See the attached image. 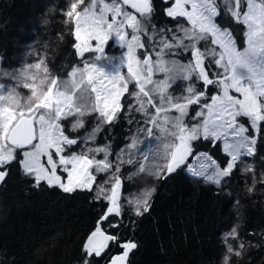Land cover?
Here are the masks:
<instances>
[{"label": "snow or ice", "instance_id": "1", "mask_svg": "<svg viewBox=\"0 0 264 264\" xmlns=\"http://www.w3.org/2000/svg\"><path fill=\"white\" fill-rule=\"evenodd\" d=\"M163 2L169 5L165 15L177 21L175 28H158L153 22L154 0H66L60 15L74 37L76 56L95 55L82 67L73 66L67 79L52 73L47 54L12 71L0 69V76L14 81L0 82V184L15 163L34 188L46 184L66 194L96 191V201L106 202L83 243L81 264H128L138 247L133 240L121 241L118 234L124 215V165H139L133 175L166 179L187 164L193 142H222L223 163L202 154L195 168L189 166L192 175L219 186L264 145V0ZM222 14L243 25L242 46L231 25L219 19ZM57 36L64 39L63 33ZM112 39L123 50L118 56L105 51ZM181 53L190 59H169ZM179 81L185 83L176 94ZM212 87L217 91L209 96ZM125 94L135 102L129 109L147 117V137H133L113 160L111 145L96 140L104 126L123 113ZM93 115L96 126L80 136L86 118ZM73 117L69 131L63 122ZM80 144L84 150L74 151ZM101 153L103 158H98ZM241 171L253 173V191V164ZM98 174L106 175L100 183ZM154 192V187L145 189L128 199L135 215L150 210ZM238 237V226L226 233L223 264L242 255L243 243L238 248L227 243ZM113 245L121 251L106 259Z\"/></svg>", "mask_w": 264, "mask_h": 264}, {"label": "trees", "instance_id": "2", "mask_svg": "<svg viewBox=\"0 0 264 264\" xmlns=\"http://www.w3.org/2000/svg\"><path fill=\"white\" fill-rule=\"evenodd\" d=\"M165 6L162 0H154V22L168 28L172 19L165 15ZM50 8L36 0H0V57L3 64L10 63L11 53L8 40L11 34L5 29L13 30L26 19L43 24L40 27L46 31L49 48L45 52L51 70L64 75L80 64L72 47L73 36L64 24L55 27L51 17V12L55 11ZM44 17L51 19L43 23ZM219 19L225 25H231L242 46L241 25L227 15L222 14ZM5 20L8 21L4 23ZM57 33H63L64 39L60 40ZM179 56L184 62L188 60L182 53ZM216 90L210 88L209 94ZM125 123L124 110L110 127L114 132L101 133L104 142L111 147L117 144L122 139L120 132L125 130ZM193 145L194 152L207 151L217 158V162H224L219 144L200 139ZM258 151L261 155L254 158L264 157V145ZM262 172L264 164L258 163L255 178L261 196L255 200L243 188L238 168L219 186L202 177H194L185 166L166 179L156 178L150 210L130 219L124 212L122 217V226L118 230L121 241L133 240L138 244L130 254L128 264H223L225 235L235 226L239 232L238 247L241 243L245 247L241 256H232V264H264ZM95 197L89 191L66 194L59 188H33L30 179L14 163L6 181L0 184V260L4 264H81L83 243L106 206V202H97ZM233 207L242 210L239 217L235 216ZM110 219L121 220L120 217ZM104 227L108 229L107 224ZM120 250L113 245L106 259ZM100 264L105 261L101 260Z\"/></svg>", "mask_w": 264, "mask_h": 264}, {"label": "rangeland", "instance_id": "3", "mask_svg": "<svg viewBox=\"0 0 264 264\" xmlns=\"http://www.w3.org/2000/svg\"><path fill=\"white\" fill-rule=\"evenodd\" d=\"M39 2V4H43L44 6L51 7L50 9L53 10L54 8V13L51 12V17L53 18V22L55 24V27H58V25H62L63 17L60 15V9L62 7L66 6V0H36ZM163 1V0H162ZM57 4V5H55ZM57 6V7H55ZM169 5H166L167 7ZM54 14V15H53ZM51 18H42L43 23L45 21L49 22ZM8 21V20H7ZM6 20L4 21L7 22ZM39 21L37 20H32V19H26L25 21H22L18 23L17 25L12 28L13 30H9L8 28L5 29L7 33H10L11 35L9 36V45H10V63L3 64L1 57H0V69L2 70H8L12 71L14 69H17L19 67H23L25 64L29 63H35L37 60L47 54V51L45 52V49L49 48V43L46 37V31L40 27V24H38ZM154 22V21H153ZM179 22L182 24H185L187 26V22L183 20V18H179ZM155 23V22H154ZM158 28L161 27L159 24L155 23ZM177 24V21L172 20V24L170 25V28H175ZM2 25V24H1ZM43 25V24H42ZM4 25H2L3 27ZM9 27V26H8ZM243 25H241V36L243 40ZM74 38V37H73ZM147 39V38H146ZM145 39V40H146ZM75 41H73L74 43ZM48 44V45H47ZM105 51L109 55H120V53L123 51L119 47L115 46V41L114 39L109 40L108 45L105 48ZM95 53H85L83 58H80V64L78 66L82 67L84 60L91 59ZM169 59H179L182 62L183 59H181L180 56H175V57H169ZM188 59H190V56H188ZM187 61V60H186ZM49 66V65H48ZM53 74H56L53 70H51ZM126 71V70H124ZM62 78L67 79V74L60 75ZM157 79H162L163 76L158 75L156 77ZM0 82L7 83V84H13L14 81L8 80L5 77L0 76ZM183 81L178 82V86L176 89V94H179L182 92L183 87H184ZM20 92L23 95H27L28 92L26 89H23L22 87L19 89ZM132 91H135L134 86L131 88ZM217 91V90H216ZM213 93V92H212ZM211 93V94H212ZM209 94V96L211 95ZM122 103L124 104V110H125V130H123L121 133L122 139L118 141L117 144H115L113 147H111V152L112 156L110 157L111 159H115V154L120 152L121 148H124L125 145L130 143L131 139L133 137H136L138 140H145L147 137V132L146 128L148 125L145 123L147 120V117H145L143 114L136 112L134 110H130L128 105L133 104L134 105V100L133 97L130 95L125 94V97L122 98ZM194 114V113H193ZM73 118H69L68 120H65L63 123L65 125V128L67 130H71V124ZM188 122L191 123L190 118L188 119ZM97 123V118L95 115H93L90 118H86V128L81 129L80 132L78 133L80 136H83L85 131H91L92 128L96 126ZM111 125H105L104 130L101 132L103 134L111 133L114 132L110 130ZM101 133H99L98 138L96 140V144L104 145L106 144L104 140L102 139ZM73 135H77V133H72ZM157 136H160L161 134L157 131L156 132ZM219 144V150L221 151L222 147V142L218 143ZM90 147H94L95 144H90ZM84 145L80 144L78 146H74L73 150L76 152H80L81 150H84ZM143 147V145H141ZM259 152V151H258ZM202 154H208L211 156L207 151H195L192 156L189 157L188 162L185 166L186 170L192 174L189 171V166L192 168H195L198 164L197 157L201 156ZM219 154V151H218ZM261 155V154H258ZM212 157V156H211ZM262 156H259L257 158H249L244 164H241L240 167H238L240 171V180L242 183L243 188L245 191L248 193V196L255 200L256 198H260L261 196V188L258 187L255 183L253 191H249L250 187H253V180L251 183H248V179H252L253 173H248L247 175L242 174L241 169L247 166V163H252L253 167L255 168V171H257V164L261 163L262 166L264 164V159L261 158ZM98 158H103V153H101ZM141 158V157H137ZM213 159H216L215 157H212ZM125 159H127V156H125ZM219 162V161H218ZM220 163V162H219ZM139 167L138 164L135 165H124V168L122 170V175L125 179V185L123 188L122 192V197H123V204H124V212L128 215L129 219L136 216L132 210V206L127 203L128 199H130L133 196L139 195L143 190L145 189H150L153 188L154 182L156 178L153 177L151 174H142V175H133L136 172V169ZM151 167V165H150ZM132 177V179H129V177ZM194 176V175H193ZM195 177V176H194ZM106 178L105 174H98V183L102 182ZM201 178V177H200ZM30 179V178H29ZM261 181V180H260ZM247 182V183H245ZM30 186H32V180L30 179ZM42 186H47L46 184H42ZM34 188V187H33ZM37 189V188H36ZM94 196L97 195L96 191H92ZM232 203V201H231ZM233 212L236 214V217H239L240 214L242 213V210H237L236 208L234 209L233 207ZM227 243L232 244L234 247L238 248V241L232 240L231 238L228 239ZM226 244V243H225ZM227 250V245L225 249V253ZM225 255V254H224ZM110 258V257H109Z\"/></svg>", "mask_w": 264, "mask_h": 264}, {"label": "water", "instance_id": "4", "mask_svg": "<svg viewBox=\"0 0 264 264\" xmlns=\"http://www.w3.org/2000/svg\"><path fill=\"white\" fill-rule=\"evenodd\" d=\"M89 234H90V233H89ZM89 234H88V235H89ZM88 235H87V236H88ZM86 239H87V237H86ZM120 251H121V250H120ZM120 251L116 252L115 254L119 253Z\"/></svg>", "mask_w": 264, "mask_h": 264}]
</instances>
